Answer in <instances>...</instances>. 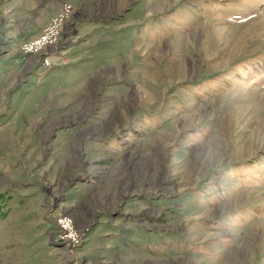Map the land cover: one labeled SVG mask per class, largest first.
Masks as SVG:
<instances>
[{"label": "rangeland", "instance_id": "374dc122", "mask_svg": "<svg viewBox=\"0 0 264 264\" xmlns=\"http://www.w3.org/2000/svg\"><path fill=\"white\" fill-rule=\"evenodd\" d=\"M63 4L0 33V264H264V0Z\"/></svg>", "mask_w": 264, "mask_h": 264}, {"label": "crops", "instance_id": "0c3cea01", "mask_svg": "<svg viewBox=\"0 0 264 264\" xmlns=\"http://www.w3.org/2000/svg\"><path fill=\"white\" fill-rule=\"evenodd\" d=\"M57 2L58 0H0V9L4 7V4L7 10L10 11L11 9H14L8 16L10 17V20H8L9 23H5V26H3L5 22L3 11L0 10V33L7 36L10 40L17 38L18 43L19 40L23 38L26 40L35 38L40 34L49 17L58 11L59 8ZM9 27L11 28L8 29ZM13 50L14 48L10 49V52ZM30 146L31 145L24 150H29L28 148ZM71 171L73 170L71 169ZM31 183L35 184L38 182L32 179L29 184ZM41 216L42 220H44L42 222L45 224L46 221H50V218L47 217V211H42ZM77 217L81 219L80 216H76V220ZM78 220V223L84 222V220ZM41 224L38 223L40 228H42Z\"/></svg>", "mask_w": 264, "mask_h": 264}, {"label": "built area", "instance_id": "2783aa9c", "mask_svg": "<svg viewBox=\"0 0 264 264\" xmlns=\"http://www.w3.org/2000/svg\"><path fill=\"white\" fill-rule=\"evenodd\" d=\"M70 12V6L69 4H63L61 6V10L59 14L55 15L53 18H51L48 22V24L42 29L40 34L36 36L34 39L30 41H26L21 45V51L24 53H31L33 55H44L42 56L41 61H43V58L46 55L52 54L53 51L50 49L55 42L58 40L60 29L62 28L64 24V20L68 16V13ZM44 64L47 62L44 61ZM66 217V221L72 224L73 227V222L67 218L66 215H63ZM60 217V216H59ZM59 217L56 218V221L59 220ZM73 232V229L71 230ZM72 232L69 234V242H74L75 239H73ZM61 237V236H60Z\"/></svg>", "mask_w": 264, "mask_h": 264}, {"label": "bare ground", "instance_id": "6f19581e", "mask_svg": "<svg viewBox=\"0 0 264 264\" xmlns=\"http://www.w3.org/2000/svg\"><path fill=\"white\" fill-rule=\"evenodd\" d=\"M56 222H57L58 229L60 228V230H61V235L63 236V239L68 241L69 237H70L69 234L72 232L71 230L73 229L74 224L72 227V224L67 222L66 217H64V216H60L59 220H57Z\"/></svg>", "mask_w": 264, "mask_h": 264}, {"label": "trees", "instance_id": "16d2710c", "mask_svg": "<svg viewBox=\"0 0 264 264\" xmlns=\"http://www.w3.org/2000/svg\"><path fill=\"white\" fill-rule=\"evenodd\" d=\"M251 69L252 68H258V71H261L264 69V56L263 57H259L258 60H256L255 62H250L249 63Z\"/></svg>", "mask_w": 264, "mask_h": 264}, {"label": "water", "instance_id": "95a60500", "mask_svg": "<svg viewBox=\"0 0 264 264\" xmlns=\"http://www.w3.org/2000/svg\"><path fill=\"white\" fill-rule=\"evenodd\" d=\"M45 55V54H44Z\"/></svg>", "mask_w": 264, "mask_h": 264}]
</instances>
